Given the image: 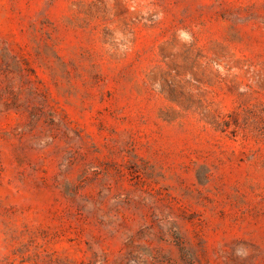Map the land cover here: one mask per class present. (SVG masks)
Segmentation results:
<instances>
[{
    "label": "rangeland",
    "instance_id": "rangeland-1",
    "mask_svg": "<svg viewBox=\"0 0 264 264\" xmlns=\"http://www.w3.org/2000/svg\"><path fill=\"white\" fill-rule=\"evenodd\" d=\"M0 264H264V0H0Z\"/></svg>",
    "mask_w": 264,
    "mask_h": 264
}]
</instances>
